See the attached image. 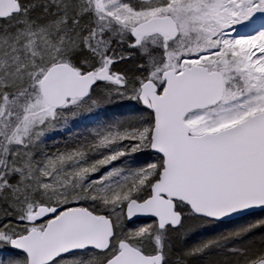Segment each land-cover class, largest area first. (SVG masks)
<instances>
[{
    "label": "snow or ice",
    "instance_id": "snow-or-ice-1",
    "mask_svg": "<svg viewBox=\"0 0 264 264\" xmlns=\"http://www.w3.org/2000/svg\"><path fill=\"white\" fill-rule=\"evenodd\" d=\"M0 264H264V0H0Z\"/></svg>",
    "mask_w": 264,
    "mask_h": 264
}]
</instances>
